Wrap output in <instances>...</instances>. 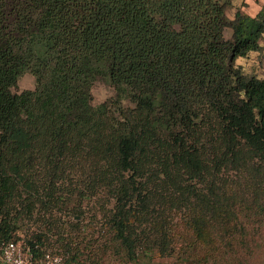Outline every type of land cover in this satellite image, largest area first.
I'll return each instance as SVG.
<instances>
[{
	"label": "trees",
	"instance_id": "1",
	"mask_svg": "<svg viewBox=\"0 0 264 264\" xmlns=\"http://www.w3.org/2000/svg\"><path fill=\"white\" fill-rule=\"evenodd\" d=\"M231 1L0 0V243L102 197L127 260L229 264L239 214L264 217V78L235 64L262 49L264 4ZM98 80L114 95L93 105ZM47 231L22 240L51 249Z\"/></svg>",
	"mask_w": 264,
	"mask_h": 264
},
{
	"label": "rangeland",
	"instance_id": "2",
	"mask_svg": "<svg viewBox=\"0 0 264 264\" xmlns=\"http://www.w3.org/2000/svg\"><path fill=\"white\" fill-rule=\"evenodd\" d=\"M264 0H232L231 5L226 10L229 18H232L237 8L249 15H255ZM225 38L231 37V30L226 28ZM262 49L249 52L244 57H238L235 64L240 66L243 73L248 76L264 78V33L260 41ZM35 79L30 73L22 74L17 85L12 88L14 92L24 89H34ZM92 104L97 105L114 95V90L109 84L98 80L94 82L92 89ZM124 105H131L127 100ZM264 190V184L262 186ZM251 197V195H250ZM264 200V194L257 197ZM105 198L101 200H85L79 197H72L68 200V209L77 208L78 213L72 215L65 214V208L57 206V214L66 222L62 227H55L52 230L46 229L47 226L41 224L38 217L26 218L17 233L21 239H26L37 232H44L47 242L54 252L68 253L85 261L87 264H171L172 258L148 261L146 259L132 262L127 260L123 251L118 249L110 240V233L106 225L104 211L107 206H103ZM96 202V204H95ZM250 204V203H249ZM251 206V204H250ZM239 219L244 224L239 225L238 246L234 253L226 258L229 264H264V217L255 212L250 207L242 210ZM44 226V227H43Z\"/></svg>",
	"mask_w": 264,
	"mask_h": 264
},
{
	"label": "built area",
	"instance_id": "3",
	"mask_svg": "<svg viewBox=\"0 0 264 264\" xmlns=\"http://www.w3.org/2000/svg\"><path fill=\"white\" fill-rule=\"evenodd\" d=\"M39 253L32 251L22 239L10 240L0 243V264H82L68 263L61 254L45 249L35 243Z\"/></svg>",
	"mask_w": 264,
	"mask_h": 264
}]
</instances>
